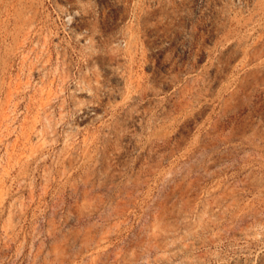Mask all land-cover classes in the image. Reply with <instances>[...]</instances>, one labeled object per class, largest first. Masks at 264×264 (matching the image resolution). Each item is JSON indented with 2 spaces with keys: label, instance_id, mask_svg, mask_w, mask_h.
Listing matches in <instances>:
<instances>
[{
  "label": "rangeland",
  "instance_id": "1",
  "mask_svg": "<svg viewBox=\"0 0 264 264\" xmlns=\"http://www.w3.org/2000/svg\"><path fill=\"white\" fill-rule=\"evenodd\" d=\"M0 264H264V0H0Z\"/></svg>",
  "mask_w": 264,
  "mask_h": 264
}]
</instances>
